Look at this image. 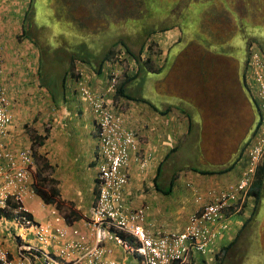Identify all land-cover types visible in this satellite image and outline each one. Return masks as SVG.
Returning a JSON list of instances; mask_svg holds the SVG:
<instances>
[{
    "label": "crops",
    "instance_id": "crops-1",
    "mask_svg": "<svg viewBox=\"0 0 264 264\" xmlns=\"http://www.w3.org/2000/svg\"><path fill=\"white\" fill-rule=\"evenodd\" d=\"M28 1L0 0V47L4 57L0 87L9 100L12 117L6 143L17 150L35 149L34 185L51 186V190L59 192L53 205L62 213L50 208L51 204H44L37 195L26 202L29 216L41 224L65 225L77 239H88L91 231L81 214H90L99 192V139L93 112L79 86L108 94L109 74H99L79 64V79L70 80L68 99L55 101L47 89L39 86L37 46L31 39L19 38ZM236 2L244 4L242 0ZM245 17L250 19V14ZM180 37L175 36L173 44ZM192 47L189 53L175 56L166 77L155 84L156 92L175 99L176 105L157 108L144 94L134 93L136 100H128L109 93L117 103L114 110L138 141L129 153V167L125 170L129 181L122 197L130 208L145 210L143 225L152 236L183 231L193 213L214 202L223 190L240 183L262 122L256 91L245 83L247 48L243 54L223 57L222 53L211 54L201 46ZM167 54L162 56L164 60ZM158 61L156 57L157 65ZM141 79L134 81L133 89H137ZM263 164L261 161L257 168L251 191L242 194V211L225 214L214 228L221 234L206 254L193 256L192 264H216L223 248L236 239L244 222L253 216L256 197L251 192L261 177L263 195L264 168L257 177ZM257 214L250 228L255 226ZM59 215L63 221L57 222ZM222 225L227 226L223 231ZM20 234V228L8 221L0 222L4 247L15 263L22 244ZM120 236L129 244H138L128 234ZM25 237L26 242H36L29 232ZM94 237L93 234L92 240ZM102 246L107 250V259L116 264H139L140 257L117 242L105 239Z\"/></svg>",
    "mask_w": 264,
    "mask_h": 264
},
{
    "label": "built area",
    "instance_id": "built-area-1",
    "mask_svg": "<svg viewBox=\"0 0 264 264\" xmlns=\"http://www.w3.org/2000/svg\"><path fill=\"white\" fill-rule=\"evenodd\" d=\"M252 53L247 81L256 91L264 113V56L254 48ZM3 65L0 47V74ZM118 83L119 75L113 71L108 94L93 93L81 85L82 95L93 112L99 139V192L90 214L84 220L91 231L88 239H77L65 225L41 224L29 216L26 202L37 195L33 182L34 151L31 148L17 150L7 145L12 117L8 112L9 100L0 87V222L8 221L14 228H20L18 237L22 240L19 261L15 263L10 259L0 235V264H116L106 257L107 250L102 246L105 239L137 254L139 264H192L193 256L206 254L221 234L214 230L215 225L220 224L229 211H239L244 203L238 205L242 194L252 185L264 157V121L261 136L249 153L247 172L235 188L223 190L214 202L193 213L183 231L152 236L145 229V210L130 208L122 197L129 181L125 173L129 167V153L138 141L136 134L124 126L123 117L114 110L115 103L109 97ZM59 221H63L60 215L57 218ZM226 228L222 225L221 231ZM28 232L35 243L26 242L25 234ZM120 234L136 238L139 245L129 244Z\"/></svg>",
    "mask_w": 264,
    "mask_h": 264
},
{
    "label": "rangeland",
    "instance_id": "rangeland-1",
    "mask_svg": "<svg viewBox=\"0 0 264 264\" xmlns=\"http://www.w3.org/2000/svg\"><path fill=\"white\" fill-rule=\"evenodd\" d=\"M49 1L37 0L36 3L34 19L36 28L33 30L31 39L39 51L42 50V46L47 47L46 53H42L43 56L38 55L39 60L52 55L51 49L55 50L65 45L77 50L85 45L86 48H90L97 54H101L102 51L103 53L107 52L111 48L119 59L111 65V68L119 75V86L126 80V77L133 76L136 67L131 60H125L127 53L123 44L116 45L118 41V43H125L137 56L142 48V43L149 38L148 44L143 50V56L151 57L152 65L156 64V57L160 61L162 60L160 55L167 54L175 36L179 35L183 39L173 46L171 54L173 59L180 53H189L193 45L201 46L211 54L222 53L223 57L243 54L247 48L248 59L253 53H248V45L245 41L255 42L254 49L264 56V17L263 20L261 19L262 21L258 20L264 15V0H242L244 4L236 2L237 0H198L199 4L191 3L193 0H151V4L148 5L145 2L140 3L139 0L136 1V4L133 3L134 0H129L130 2L126 0H89L90 5L85 7L90 10L91 6L92 14L96 13L97 10L94 8L97 4L104 6L109 2L111 4L118 2L119 10H115L118 17L116 21L112 22V25L100 15L96 18L95 23L87 22V34L84 36L81 34L83 29L79 30L80 32H75L74 25L67 22L70 20H68L69 15L76 10L77 6L71 11L68 8V0H56V3L52 2L51 6ZM77 1L82 2L83 0ZM143 7L145 8L143 9ZM248 13L250 19L249 17L245 19ZM125 15H130L131 18L125 19ZM77 25L80 26L79 23ZM47 30L51 33L48 37ZM160 51L162 53H159ZM53 58H55L54 55ZM158 63L160 62L158 61ZM170 63L167 64L168 70L165 72L148 75L150 80L143 79L142 86L138 85L137 89L131 87L133 95H135L134 93L142 96L144 94L149 97V102L157 108H166L171 104L176 105L175 99L173 100L165 93L161 96L155 89V84L160 83L166 77ZM104 71L109 72L107 69ZM131 85L129 84V86ZM34 151L36 150L34 149ZM262 163H264V157ZM35 184H37L36 181ZM34 187L36 186L34 185ZM39 188L51 193L52 187L43 185ZM243 202L244 200H241L240 204ZM243 204H241L239 212L242 211ZM260 204V211L255 218V226L247 228L238 239L236 237V243L232 250L226 255L221 252L216 264L222 260H225V264H264V192ZM50 208L61 212L59 207L53 204ZM68 209L71 210L70 207ZM66 214H68V210L64 216ZM81 215L84 221L89 212H84Z\"/></svg>",
    "mask_w": 264,
    "mask_h": 264
},
{
    "label": "trees",
    "instance_id": "trees-1",
    "mask_svg": "<svg viewBox=\"0 0 264 264\" xmlns=\"http://www.w3.org/2000/svg\"><path fill=\"white\" fill-rule=\"evenodd\" d=\"M126 1H129V0H126ZM136 1L137 0H134L133 3L136 4L137 3ZM49 2H50L49 5L51 6V3L52 2L56 3V0H50ZM68 2H69L68 8L71 11L73 10L74 7L77 6V8L74 12L73 11L71 12L72 15L70 14L68 17V20L69 19L70 20L67 22L74 25V31L75 32H80L79 30L83 29L81 32V34L83 36L85 34H87L86 33V29H88L87 22L92 21L93 23H95V20L99 15H100V17L104 18L107 23L110 22V25H112V22L117 20V17H118L117 14L118 13H116L115 10H119V6L117 5L118 2H115V4L114 3L111 4L109 2V4L108 3L104 4V6H100L97 3H93V4H97V6L94 8L95 10H97V11H95L96 12L95 14H92L91 6H90V10H89V8L86 9V7H85L86 5H88V6L90 5L88 3L89 0H83L82 2H78L77 0H68ZM139 2L140 3L145 2V4L148 5V4H151L152 1L151 0H139ZM36 3H37V0H29L28 1L27 11H26L25 17H24V27L22 29V34L19 38H24V39H29V40L32 38L33 30L36 28V26L34 25V19H35V13H36ZM191 3L199 4L198 0H193V1H191ZM126 5H127V3L125 4V6ZM144 8L145 7H143V9ZM108 10H110V11H108ZM113 12H115V13H113ZM124 18L130 19L131 16L125 15ZM77 23H79L80 26H78ZM95 27H97V26H95ZM47 32H49V30H47ZM50 34L51 33L49 32V34H47V37L50 36ZM182 39H183V37L181 36L178 43L181 42ZM148 40H149V38L144 40V42L141 45L142 48H140V52L137 56L135 53L132 52V50L125 43H122V42L118 43L119 41L116 43V45L117 44L118 45L123 44L125 51L127 53V54H125V56L127 57L125 60H128V59L131 60L135 64L136 70H135V72L133 71L134 72L133 76L126 77V80L119 86V88L117 89V91L114 95L115 98L123 97V98L128 99V100H136L135 95H133V91H131V87H133L132 85L136 79L142 78L141 83H140V85L142 86V80L143 79L150 80V78L148 77V75H150V73H149L150 71H154V70L157 71V70H162V69H164V71L168 70L167 64L170 63V61L172 62V60H173V58H171L172 48L177 43H175L169 47V50L167 52L168 54H167L165 60H164V58H162V56L164 54H161L160 56H161L162 60L160 61V59H159L160 63L158 65L157 64L152 65V63H151L152 58L151 57L145 58L143 56V50L147 46ZM254 43L249 42V45H248V53L249 54H250V52H252L253 48L255 47ZM46 50H47V47L42 46V50L39 51L40 52L39 55L43 56L42 53H46ZM78 50H79V53H78ZM78 50L76 48L73 49V47H68L67 45L61 46V47L56 48L55 50L51 49L50 51L53 53L52 55H48L46 58L43 57V60H42V58L39 60V67H38L39 86L47 89L55 101H62L63 102V101H66L68 99V92L67 91H68V84H69L70 80H72V79L78 80L79 79V75L76 74L77 65H79V64H81V66L87 65L93 71H96L99 74H102L104 71V68L106 67L105 69L109 70V72H108V74H109L110 73V67H111L112 63L119 60L117 58V54H115L111 48L107 52L104 51V53H103V51H102L101 54H97L94 51L90 50V48H86L85 45H82L80 48H78ZM263 50L261 49L262 52H263ZM159 53H162V51H160ZM263 54H264V52H263ZM53 55L55 56V58H53ZM249 61H250V58H248V60H247V67L245 70L246 71L245 72V83L247 84V86L250 87V82L247 81L248 80V74H249V68H248V64L250 63ZM118 64H119V62H118ZM170 68H171V65H170L169 69ZM141 75H142V77H141ZM129 84H132V85L129 86ZM79 89L81 91V85L79 86ZM251 90H252V88H251ZM256 98H257V96H256ZM138 100H139V98H138ZM257 102H258L259 111H260L261 115L263 116V112H262V109L260 107V103H259L258 98H257ZM262 120H263V117H262ZM263 166H264V164L259 168L257 177H259L260 173L263 172V168H264ZM258 180L259 181H257L256 189L253 192H251L256 197V205H255V209L253 211V216H251L249 219H247V221L244 222V224L241 227L242 230L237 235V239L240 235L243 234V232H245V230L247 228H249L251 226L250 224H251V222H253V217L259 211V205H260V199H261V190L260 189L262 186L261 177L258 178ZM35 190H36L37 195H39V197L41 199H43V201L46 204H53L55 202V198L59 195V192L56 189H52L51 193H48V192L41 190L40 188H37V187L35 188ZM235 243H236V240H234L230 245L224 247L222 250V254H224V255L228 254L229 251L232 249V247L235 245ZM218 264H225V260L220 261Z\"/></svg>",
    "mask_w": 264,
    "mask_h": 264
},
{
    "label": "clouds",
    "instance_id": "clouds-1",
    "mask_svg": "<svg viewBox=\"0 0 264 264\" xmlns=\"http://www.w3.org/2000/svg\"><path fill=\"white\" fill-rule=\"evenodd\" d=\"M250 54H251V52H250ZM113 71H115V70H113V69L110 67L109 78H111V73H112ZM119 81H120V80H119ZM109 84H110V83H109ZM118 86H119V83H118V85H117V87H116L114 93H116V91H117V89H118ZM109 97H110V95H109ZM110 99L113 100L114 103L116 104V102H115L114 99H112V98H110ZM262 112H263V111H262ZM263 121H264V113H263V120H262L261 125L259 126V128H258V130H257V135H256V139H255V142H254V143H256V142L258 141L259 137L261 136L262 126H263ZM254 143L252 144V146L254 145ZM34 189H35V187H34ZM250 191H251V186H250V188L248 189L247 192H250ZM35 192H36V190H35ZM36 194H37V193H36ZM244 203H245V201H244ZM235 208H236V206H235ZM232 211H233V210H232ZM238 213H239V212H238Z\"/></svg>",
    "mask_w": 264,
    "mask_h": 264
}]
</instances>
